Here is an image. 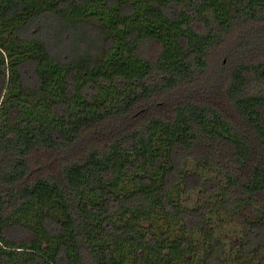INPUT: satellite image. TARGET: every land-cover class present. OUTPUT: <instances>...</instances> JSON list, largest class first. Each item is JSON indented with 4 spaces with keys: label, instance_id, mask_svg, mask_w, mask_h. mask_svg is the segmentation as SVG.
<instances>
[{
    "label": "trees",
    "instance_id": "obj_1",
    "mask_svg": "<svg viewBox=\"0 0 264 264\" xmlns=\"http://www.w3.org/2000/svg\"><path fill=\"white\" fill-rule=\"evenodd\" d=\"M0 264H264V0H0Z\"/></svg>",
    "mask_w": 264,
    "mask_h": 264
}]
</instances>
